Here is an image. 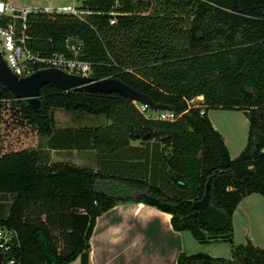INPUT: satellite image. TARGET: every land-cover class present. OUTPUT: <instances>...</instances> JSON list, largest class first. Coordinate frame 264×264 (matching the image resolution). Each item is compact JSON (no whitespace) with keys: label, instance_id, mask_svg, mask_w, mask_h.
Returning <instances> with one entry per match:
<instances>
[{"label":"trees","instance_id":"trees-1","mask_svg":"<svg viewBox=\"0 0 264 264\" xmlns=\"http://www.w3.org/2000/svg\"><path fill=\"white\" fill-rule=\"evenodd\" d=\"M82 18L31 12L25 44L50 55L80 43L91 77H115L168 105L174 121L145 118L118 92L40 87L38 107L17 99L0 83V101L20 103L26 121L46 135L49 149L90 150L96 168L50 162L38 148L0 154V197L11 201L0 226L16 230L8 256L25 264H87L96 218L120 202H143L171 214L175 231L200 243H232V215L241 199L264 197V0H81ZM110 11L116 14L109 23ZM20 19L0 15V25ZM201 96L196 106L188 101ZM104 116L94 127H55L54 110ZM243 110L247 142L231 157L207 110ZM137 140V144L132 142ZM225 212L222 230L199 223L191 204L205 192ZM130 190H118L115 182ZM3 213V214H2ZM6 213V215L4 214ZM177 264H264V249L232 245L231 257L180 252Z\"/></svg>","mask_w":264,"mask_h":264},{"label":"rangeland","instance_id":"rangeland-1","mask_svg":"<svg viewBox=\"0 0 264 264\" xmlns=\"http://www.w3.org/2000/svg\"><path fill=\"white\" fill-rule=\"evenodd\" d=\"M9 3L18 8L47 5L45 0H9ZM66 4L80 5V0H51L52 6ZM193 100L188 102V106L198 104L199 101L196 97ZM53 115L55 127L58 128L69 127L73 129L81 126L104 125L107 122L104 116L75 114L63 108H56ZM244 115L243 110L236 109L209 108L207 110L208 118L222 129L224 136L229 140L231 151L235 150L233 149L234 145L238 144L241 147L247 142L248 122ZM48 140V136L39 134L36 127L26 121L25 115L20 110V103L12 102L9 99L0 101V154L11 150L34 147L43 150L49 161L59 160L79 166L94 167L93 152L65 150L51 153L45 149ZM234 154L236 155V153ZM242 199L239 207L246 215V225L243 224L244 222L238 221V217L235 220L231 218L232 243L225 240L200 243L188 230H185L183 233L187 237V239L185 238L186 253L203 252L216 257L230 258L233 244L239 245L249 242L255 247L264 249V197L255 193ZM10 201L9 196L0 197V206H2L3 211L7 209ZM4 214L6 215V213Z\"/></svg>","mask_w":264,"mask_h":264},{"label":"crops","instance_id":"crops-1","mask_svg":"<svg viewBox=\"0 0 264 264\" xmlns=\"http://www.w3.org/2000/svg\"><path fill=\"white\" fill-rule=\"evenodd\" d=\"M197 97L202 98L201 96ZM244 116L248 122L246 115ZM209 120L223 136L230 156L232 158L236 157L243 150L246 143L241 147L238 144H236L237 146L234 145L233 149L235 150L231 151L229 140L224 136L222 129L210 118ZM132 143L137 144L138 141L135 140ZM45 149L51 153L65 151L49 149L46 144ZM89 152L93 151L89 150ZM93 160L94 167L90 168H96L95 157ZM50 162L61 161L52 160ZM115 187L118 190H130L126 184L120 181L115 182ZM242 200L238 203L232 219L235 220L238 217V221L244 222L243 224L246 225V215L239 207ZM170 217L171 214L143 202L127 201L117 203L100 214L95 220L89 239L90 248L87 264H177L178 254L180 252L186 253L187 237L183 231L173 229ZM68 264H80V258L78 257Z\"/></svg>","mask_w":264,"mask_h":264},{"label":"built area","instance_id":"built-area-1","mask_svg":"<svg viewBox=\"0 0 264 264\" xmlns=\"http://www.w3.org/2000/svg\"><path fill=\"white\" fill-rule=\"evenodd\" d=\"M45 1L47 5L18 8L9 3V0H0V15H10L13 19H20L22 21L20 32L17 31L13 21L8 22L6 25H0V53L7 67L18 76H25L38 69L47 67H57L69 73L91 76V64L88 61L80 59V43L72 42V38L65 39L66 51L50 55L34 52L26 46V36L23 33V28H25L27 14L40 11L48 14L65 13L82 18L86 13L80 8L81 0L80 5L66 4L62 6H52L51 0ZM109 14L111 15L109 23L114 24L116 21V13L110 11ZM199 98L196 97L198 101H201L202 98ZM189 101L194 100L191 99ZM134 103L138 111L148 119L174 121L179 116L172 109L158 111L150 109L145 104L139 102ZM192 105L196 106L197 104ZM192 105H189V107ZM18 244L19 240L16 230L6 225L0 226V253L2 254L0 264H25L17 257L8 256L11 248Z\"/></svg>","mask_w":264,"mask_h":264},{"label":"water","instance_id":"water-1","mask_svg":"<svg viewBox=\"0 0 264 264\" xmlns=\"http://www.w3.org/2000/svg\"><path fill=\"white\" fill-rule=\"evenodd\" d=\"M0 83L17 99L32 107H38L40 87L45 83H54L63 90L80 88L86 92H118L134 102L147 105L152 110H170L168 105L154 103L151 98L133 89L130 85L115 77L94 79L91 76H82L66 72L57 67L38 69L28 75L18 76L10 71L0 53ZM210 179L205 185V192L201 198L192 202L193 215L199 223L208 224L214 230H222L227 216L224 211L210 203ZM2 254L0 253V260Z\"/></svg>","mask_w":264,"mask_h":264}]
</instances>
